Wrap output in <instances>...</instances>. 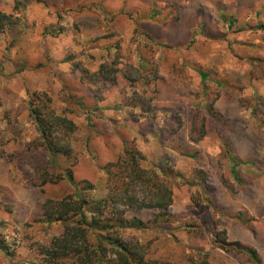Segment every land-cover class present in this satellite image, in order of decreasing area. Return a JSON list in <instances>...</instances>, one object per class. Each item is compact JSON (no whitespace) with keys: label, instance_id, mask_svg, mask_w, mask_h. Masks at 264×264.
Returning a JSON list of instances; mask_svg holds the SVG:
<instances>
[{"label":"rangeland","instance_id":"obj_1","mask_svg":"<svg viewBox=\"0 0 264 264\" xmlns=\"http://www.w3.org/2000/svg\"><path fill=\"white\" fill-rule=\"evenodd\" d=\"M152 7L158 11L155 21L148 20ZM0 12L24 13L15 29L0 34V131L5 153H20L24 144L37 138L26 102L30 93L45 92L58 114L66 106L73 109L69 117L78 128V163L73 170L77 180L94 183L95 190L85 193L90 200L104 195L106 175L99 167L114 159L113 141L121 138L135 141L147 166L167 162L179 174L171 208L174 221L162 231L152 227L130 232L144 244L151 242V258L157 264H180L188 252L196 256L200 250L209 253L211 264H252L243 255L212 249L207 237L184 229L185 224L198 228L207 213L221 221L229 242L255 250L264 264V79L247 77L254 60H264V28L258 27L264 26V0H0ZM115 53L119 68L133 80L119 76L118 85L101 87L96 113L84 87L79 94L85 96V105L76 99L68 105L61 94L63 80L71 83L73 62L96 71ZM148 62L157 70L148 84V91L157 90L154 109L149 115L135 108L136 117L130 118L123 94H141L144 85L127 67L143 71ZM199 72L222 87L207 82L204 95ZM217 89L221 92L214 110L237 118L250 137L247 141L231 132L233 125L223 117V126L207 117ZM240 97L254 99V104L240 108ZM169 110L178 113L182 128L167 138L159 129L170 126ZM192 113L197 125L202 118L209 121V134L197 141L189 137ZM227 141L239 158L240 184L224 156ZM197 170L204 172L203 180ZM27 177L0 158V264H40L39 247L62 231L58 223L38 222L44 196ZM138 217L146 221L152 213Z\"/></svg>","mask_w":264,"mask_h":264},{"label":"trees","instance_id":"obj_2","mask_svg":"<svg viewBox=\"0 0 264 264\" xmlns=\"http://www.w3.org/2000/svg\"><path fill=\"white\" fill-rule=\"evenodd\" d=\"M19 5L20 3L17 2L16 10ZM157 15L158 11L152 7L148 20L155 21ZM23 18L24 13L18 16L0 12V34L5 30L15 29ZM258 27L264 28L263 25ZM117 53L114 59L108 57L96 71L84 68L80 61L73 62L71 83L68 84V81L63 80L61 97H64V101L70 105L76 99V101L81 100L80 105H85V96L79 94L84 87L90 93L88 99L92 104V112L96 113L100 110V104L97 102L101 87L118 85L119 76L129 81L133 80L119 68ZM254 61V67L248 73V79H264V60L258 58ZM146 64L147 68L143 71L131 66L127 67V70L132 69L136 74L135 81L142 80L144 85L141 94L137 92H134L132 96L123 94V103L126 108H129L130 118L136 117L133 112L135 108H140L141 112L149 115L154 109L152 102L156 99L157 90L148 91V84L150 79H155L157 70L155 63ZM42 67V64H37V68ZM199 76L204 95H206L204 84L207 82L214 83L219 88L222 87L219 81L210 79L209 74L199 72ZM147 92L151 94L148 95ZM220 92L218 89L214 92V97L208 104L207 117L210 120H218L221 126H223L224 118L234 127H230V131L238 135L241 140L247 141V137H250L237 118H225L214 110L213 103L216 99L218 100ZM227 99L231 101L232 97ZM237 102L240 108L247 105L252 107L254 99L250 101L240 97ZM26 104L38 136L34 141L24 144L20 153L7 154L2 148L3 133L0 131V158L25 172L29 176L27 179L31 185L40 189L44 197L38 222L62 225L59 235L39 247L40 264H157V260L151 258L153 256L149 246L151 242L144 244L142 240L130 235V232L152 227L162 231L163 228L166 229V225L174 221L171 208L174 202V189L178 185L177 171L167 162L147 166L146 155L138 148L135 141L121 138L118 143L113 141L111 158L114 159L107 160L99 167L106 175L104 195L99 199L90 200L85 193L95 190L94 183L87 179L77 180L73 170L78 163L74 143L78 128L69 117L73 109L66 106L61 114H58L52 105L51 97L45 92L30 93ZM257 107L258 105L255 106V111ZM169 114L170 126L159 129L161 134L166 132L167 138L178 134L182 128V120L178 113L169 110ZM206 119V117L202 118L197 125L194 121L195 113H192L189 131L192 141L200 140L209 134L207 125L209 121L206 122ZM4 120L9 124L8 114L4 115ZM10 126L15 128L13 124ZM196 133L198 136H195ZM259 133L261 130L258 131ZM255 149L259 153L258 146ZM223 151L231 165V173L240 184L236 169L240 163L239 158L228 141L224 143ZM243 163L246 164V162ZM26 165L29 169L25 168ZM196 173L203 180L204 172L197 170ZM46 189H51V192L47 193ZM142 212H151L152 217L144 221L138 217V214ZM240 217L238 216V219ZM193 227L190 224L184 225V229L189 233L201 238L207 237L212 249H218L226 254L243 255L250 263L261 264L255 250L238 242L228 241L226 229L214 214L207 213L202 223L198 224V228ZM1 243L0 241V247H2ZM180 264H211V261L209 253L200 250L196 256L188 252Z\"/></svg>","mask_w":264,"mask_h":264}]
</instances>
